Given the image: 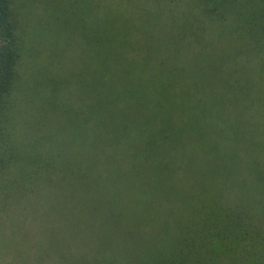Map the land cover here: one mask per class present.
<instances>
[{
  "label": "trees",
  "instance_id": "trees-1",
  "mask_svg": "<svg viewBox=\"0 0 264 264\" xmlns=\"http://www.w3.org/2000/svg\"><path fill=\"white\" fill-rule=\"evenodd\" d=\"M182 1L169 33L164 21L141 31L111 6L90 29L87 4H73L84 14L83 54L59 82L64 94L73 82L77 97L48 105L61 112L63 133H74L59 144L87 166L52 165L46 179L120 164L112 178L128 183L127 236L147 246L135 264H264V0ZM10 3L0 0V118L25 54ZM100 203L95 256L104 264L115 232Z\"/></svg>",
  "mask_w": 264,
  "mask_h": 264
},
{
  "label": "rangeland",
  "instance_id": "rangeland-1",
  "mask_svg": "<svg viewBox=\"0 0 264 264\" xmlns=\"http://www.w3.org/2000/svg\"><path fill=\"white\" fill-rule=\"evenodd\" d=\"M9 1L18 21L12 18V25L23 38L25 54L20 68L22 83L13 92L11 108L0 118V264H99L95 251L101 240L95 220L98 210L94 209L98 201L105 213L103 225H112L115 232L111 238L114 254L104 264H129L130 259L135 264L147 246L127 236L123 195L128 183L118 176L112 178L120 164H93L86 178L69 171L64 180L46 179L47 167L52 165L69 164L74 172L87 166L73 149L65 153L59 144L63 136L73 140L74 133H63L61 112L49 109L48 104L60 103L62 97L68 101L77 97L73 82H68V94L59 82L68 70L73 75L83 54L85 30L79 25L84 14L74 11L73 4H87L86 25L90 29L96 15L104 16L103 7L111 6L133 17L131 24L141 31L148 32L147 25L158 26L164 21L162 31L169 33L171 12L185 9V1L174 0L171 6L166 0ZM178 20L183 23L182 17ZM136 35L133 40L142 42L141 34ZM223 92L221 83L220 94ZM167 243L165 239L162 244ZM125 245L128 262L122 257Z\"/></svg>",
  "mask_w": 264,
  "mask_h": 264
}]
</instances>
